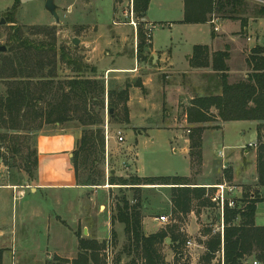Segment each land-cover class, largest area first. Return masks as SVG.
Here are the masks:
<instances>
[{
	"label": "rangeland",
	"instance_id": "rangeland-1",
	"mask_svg": "<svg viewBox=\"0 0 264 264\" xmlns=\"http://www.w3.org/2000/svg\"><path fill=\"white\" fill-rule=\"evenodd\" d=\"M45 1L46 0H0V46L6 47L5 52H0V64L4 56L11 55V45H14L15 41L10 39L13 37L12 35L17 32V29H19L21 31L20 35L23 38L29 39L35 47V49L32 48L33 58L30 63L27 64L29 66L27 68L28 72L32 73L26 77L20 78L23 83H25V86H28L29 90L34 94H36L37 89L44 86L43 82L47 81V79H52L54 82L53 88H58L72 77L80 75L92 76L90 72L80 74L74 72V66L67 62L69 59L74 60L76 63L85 64V57H87V55L93 56L94 54H99V58H93L96 60L92 59L90 62L98 64L103 61L102 66L104 68L112 66L121 56H125L127 61L137 57L139 63L144 62L142 70L140 69L135 74L138 77L144 75L141 79L137 77L131 80H126V77L120 78V85L122 87L126 85L130 86V88H128V100L131 98L132 104L130 108H128L126 104L128 109V122H126L124 118L121 106L117 109L118 120L116 122H109L110 114L105 106L100 110L96 107V111H99L103 120L100 129L103 130L104 135V156L103 158H101L102 155L98 157V164L95 167L88 161L85 163L86 167L81 163L78 168V182H84L87 179H95V181L104 185H96L89 188L88 194L83 199V223L80 222L77 226H73L72 231L78 240L84 237L87 239H94L101 244L103 249H101L99 253V259L101 264H106L107 260L104 248L106 247L107 241L112 242V236L109 232L106 217L110 211L113 213L116 212V203L120 200L121 193L126 195L131 204L134 203L133 198L135 195H139L142 203L147 202L150 207L152 206L148 210V214L153 212V214H157L154 215L156 218L161 215H167V211L165 207H163V195L155 192L146 196L147 199H144L141 194V189L132 187L126 188L125 186L121 187V189L118 187H109L111 186L108 182L109 177L115 175L117 178L129 179L130 177H140L138 174L144 177L190 176L191 178L189 180L193 181L195 179L194 174L196 173V166L199 162L195 154L197 150H193L194 155H192L190 159V175L187 156L181 150V147L187 142L190 145V135L192 134V132L188 131H192V125L185 122V108L190 101V93L186 87V89L182 88V93L177 92L178 90L176 87H172L173 98L169 99V102H167L163 108L160 107V103L168 99V93L165 94L163 92L166 85L175 86L177 82L181 80H183L186 85L203 83V87L209 83L211 85L215 83V79L212 77L213 71L210 68L198 69L200 71H208L207 73L197 70L194 71L193 75L190 74L193 79L187 78L188 74H184V77L181 79L178 77L179 73H176L177 71H173L167 67L157 70V61L153 65L149 52L148 54H146L145 51L140 52L138 46L142 42L144 45L149 46L148 40H150V38L147 37V34L150 32L153 47L163 52L168 50L166 48H172L173 60L176 62L177 66L181 68L185 66V53L187 51L190 53L191 47L194 44L210 43V32L206 26L193 27L178 24L176 22L173 23V21L182 18V0H152L148 11V18L151 24H148V26L140 20L142 16L138 12H135V8L137 4L139 5L140 0H54L58 7V22H56L45 10ZM245 1L248 3L249 10L255 7H264V0ZM15 4L16 9L14 8ZM98 5L102 8L100 11L97 10V7H99ZM112 5L114 7L113 20H111ZM252 12L253 11L245 14H224L220 12L213 13L212 15L218 17V19L220 18L219 22L226 21V24H229L231 28L239 24V34L242 39V41L239 40V42L242 44L241 48L244 49V45H247L248 39L247 35L243 32L242 25H246L249 19L254 18ZM131 18L136 22V29L130 24L121 26L123 23H129ZM159 18L163 21H158ZM261 19L264 20V18ZM99 20L104 23L100 27L96 25L95 28L92 27V34H85L82 36L84 29L81 28L83 26H81L80 23H87L91 27L93 24H98ZM1 21H4V24H1ZM164 22L171 24V26H164V24H162ZM88 25L85 27L86 29ZM255 29L256 30H253V33L251 32L250 34L252 40L250 44L248 43V48L244 49L246 50L244 56H241L239 53L234 54L233 58L230 60L229 66L227 65L228 71L232 67L238 71L232 74L227 73L230 83L243 80L251 73V69L247 64V58L251 53L250 51L264 45V22ZM254 32H257L259 35V40L258 38L257 40H253ZM218 34L225 35L221 32ZM75 37L79 40L80 38L83 40L85 39L84 42L86 44L80 46V40V43L75 46L72 41ZM62 54L65 55L64 59L62 58ZM48 61H50V63H47ZM127 61L125 62L127 63ZM128 64L133 65L134 59H131ZM27 69L24 67V74H26L25 72H27ZM47 72H50L52 76L45 77ZM148 75H151L153 80L152 83L145 88L141 80H144L145 76ZM137 81L140 82L141 87L135 86ZM8 88L9 84L7 80L0 78V98L5 97ZM167 89H169V87H167ZM205 92L206 91L203 89L193 94L194 96H199L205 94ZM48 100H50V96L38 104L36 111H44L47 108ZM145 101H148V107L145 106ZM156 106H158V108H155ZM130 112L132 113L133 121L129 120ZM22 121L23 123L27 122L25 117L22 118ZM34 121L37 122L39 119H31L32 124L35 123ZM219 122L220 121L217 120L207 124V130H209L207 132L208 136L218 135V129L215 128ZM261 127L264 129V124ZM155 128L168 129L169 131ZM85 129L95 128H84L77 122H70L63 125L45 124L40 130H11L3 128L0 124V187L11 184L12 179L15 180L16 183L20 182L21 184L29 185L33 182L36 178L37 170V168H34L33 158L35 156L34 151H36L37 155V140L39 135H53L66 132H74L81 135V132ZM240 129L245 131L244 135H241ZM119 130L125 138L124 142L121 143L117 141L116 132ZM254 134L255 129L249 123H228L224 128V145L234 147L254 143ZM174 135L177 136L176 141H173V145H170V141L173 140ZM77 143L78 140L75 143V148L77 147ZM263 145L264 143L262 146ZM260 146L261 145L257 143L256 148H248V150L250 152L253 151L257 156L261 151ZM171 148H176V152H172ZM205 157L216 158L215 154L211 152L206 154ZM71 158L73 159V153ZM201 175L204 180L213 179V177L216 178L217 175L219 177L218 179L222 180V173L221 171L219 172V167L216 164L211 165L209 173H205L204 175L200 174L199 177H201ZM166 190H168L167 194L169 195L170 189L167 188ZM10 198L13 199V196H10ZM3 199L5 200V198ZM12 199L9 208L15 215L19 206L28 202V197L25 199L18 198L16 200L15 196L13 201ZM30 199L31 198H29V200ZM32 199L37 201L38 207L40 210L42 209L43 213H56V211H52L54 206L52 207L51 202L45 196H32ZM107 200L109 202L108 204L106 203ZM106 205H109V207ZM261 207L262 206L258 207V211H261ZM2 209L3 206H1L0 203V210ZM60 214L67 216L66 210H61ZM167 216L168 221L157 226L158 232H166L168 227L172 225L173 221L171 222L170 215ZM261 219L262 218L259 217V220ZM175 220L177 225L183 224L180 223L176 217ZM205 221V215L199 219L203 230L206 225ZM45 222L40 225V229L43 231L47 224V222ZM7 226L10 231H8L9 236H11V231L14 230V224L11 226L7 224ZM84 227L89 229V233H87L86 236L82 234ZM116 229V237L113 240L114 245L112 250L113 261L119 258L122 264L129 263L130 257H127L122 252V249L127 244L126 237L118 226ZM181 235L184 237L183 245L176 253H181L184 256L182 261H179V264H191V262L187 261V258L193 260V258L200 253L197 251L203 250V242L213 238L212 236L202 238L201 235ZM40 239L42 240L40 245H45L46 236L43 235ZM187 241H191L192 245L188 246ZM199 241L202 242V245H199ZM7 246V244L1 245V247ZM164 248L165 247L160 250V252L162 251L161 255L163 257H167L168 255L171 258L172 252ZM3 251L5 253L4 255ZM77 251L79 250H72V252ZM0 252L1 259H3V261H0V264H47L50 262L47 261V257L50 256L52 259L56 255L53 253V250L48 249L41 252H34L32 250L26 251V255L22 254L21 251L11 248H4V250ZM75 256L76 254H73L72 258ZM175 258L177 257L175 256L174 259ZM252 260V258H249L248 261H245V264H250L253 262ZM192 264H196L195 261H192Z\"/></svg>",
	"mask_w": 264,
	"mask_h": 264
},
{
	"label": "trees",
	"instance_id": "trees-1",
	"mask_svg": "<svg viewBox=\"0 0 264 264\" xmlns=\"http://www.w3.org/2000/svg\"><path fill=\"white\" fill-rule=\"evenodd\" d=\"M17 4V3H16ZM16 4L14 8L16 9ZM149 0H140L135 12L140 15L147 10ZM245 0H185V12L183 23L198 24L208 21V15L213 13H234L245 14L253 11V17L264 18V7L248 8ZM13 22V21H11ZM246 25L243 24L242 28ZM20 30L12 35L10 40L15 41L11 45V55L4 56L0 64V78L6 79L9 88L4 98H0V124L3 128L11 130H40L45 124L63 125L70 122H77L81 127L95 129H85L81 132L77 147L73 152V167L78 180V168L82 163L86 167V162L90 161L92 166H97L98 157L104 156V135L100 126L103 124L102 117L96 107L108 111L109 122L118 120L117 109L121 106L123 115L128 122V88L122 87L115 81L105 82L102 78L94 77L96 70L94 67L76 63L69 59V64L74 66V72H90V76H76L68 79L60 87L53 88L52 79L43 82L44 86L37 89L36 94L25 86L21 77H26L32 72H28V63L32 60L33 44L27 38L20 35ZM148 48L144 43H140V52ZM62 58L65 55L62 54ZM229 59L228 48L223 51L210 52L207 46L196 45L189 58V66L192 69L210 68L213 71L212 77L215 83L205 89V94L196 96L190 101L186 109V121L192 125L190 135L189 157L197 151L196 158L201 160L202 134L208 129L207 124L219 120L229 121H254L258 122L257 130L264 124V48L256 47L247 58V64L251 69L245 79L230 83L228 81ZM47 63H50L48 61ZM76 65V66H75ZM24 67L27 72L24 74ZM47 72L45 77H51ZM208 77V76H207ZM137 87H141L140 82H136ZM48 96L47 108L37 112L36 107ZM26 109V110H25ZM25 110V111H23ZM23 111V112H22ZM215 112V113H214ZM29 113V114H28ZM27 122L23 123L22 118ZM37 118L39 121L32 124L31 119ZM36 124V125H35ZM215 129H219L217 125ZM263 144V143H262ZM260 144L261 151L257 155V174L259 185H264V145ZM33 165L37 168V155L34 151ZM198 162V163H199ZM110 185L131 186L140 189L142 185H170L172 216L185 217L193 210V202L198 205L209 204L211 194L205 193L204 188L196 187L191 181L183 177H130L129 179L117 178L111 175L108 180ZM11 183H16L11 180ZM84 186L104 185L87 179L79 182ZM205 198V199H203ZM131 204L125 194L121 193L120 200L116 203V212L111 216V224L116 222L123 225V234L127 244L122 252L130 257L129 263L125 264H166L161 255V246L167 238V232H158L146 235L142 229L143 203L139 195L133 198ZM209 202H208V201ZM264 202L256 196L248 195L241 200L234 209L225 208L223 215V264H245L249 257H253L259 264H264V227L255 226L256 204ZM214 204V203H213ZM215 205V204H214ZM177 219H182L177 216ZM238 220V223L235 221ZM112 242L116 235L111 233ZM184 237L176 236L172 241H179L174 248L183 245ZM114 245V242L112 243ZM221 245L220 237L208 242V251L213 253ZM102 245L94 239L80 238L78 242L77 257L71 261L53 258L47 264H101L99 253ZM177 255L179 253H176ZM211 254L206 255V260L211 258ZM1 261V252H0ZM122 264L119 258L115 261Z\"/></svg>",
	"mask_w": 264,
	"mask_h": 264
},
{
	"label": "crops",
	"instance_id": "crops-1",
	"mask_svg": "<svg viewBox=\"0 0 264 264\" xmlns=\"http://www.w3.org/2000/svg\"><path fill=\"white\" fill-rule=\"evenodd\" d=\"M152 0H149V4L147 7V10L142 13V18L140 19L143 23H145L146 26L148 24H151L150 19L148 18V11L150 9ZM99 6V5H98ZM182 8H183V15L182 18L176 21H173L178 24H184L187 26H193V27H199V26H206L209 29V37H210V43L209 44H194L191 47L190 53L187 51L185 53V66H182L179 68L176 64V62L173 60L172 56V48H166L168 49L166 52L157 50L153 47L152 42V36L150 35L149 40V46L145 49V53L148 54L152 58V64L153 62V55L157 56V59L155 60L157 70H160L162 68H170L173 71H177L178 77L182 79L184 77V74H188L187 78H192L191 75H193L194 71H200L198 69H192L189 66V58L192 55L193 47L196 45L201 46H207L210 50V52H216V51H223L228 48L229 52V59L227 60V65L229 66L231 58H233L234 54H241V56L246 53L244 49H247L252 37L251 32L256 30L255 28L261 25V23L264 22L261 18H251L247 22L246 26L243 28V32L245 35H247V45H244L245 48H241L242 44H240L239 40L242 41L240 33V27L238 25H234L233 28L230 27L229 24H226V21L219 22L220 18L213 16L212 14L208 15V21L205 23H198V24H185L183 23L184 19V12H185V0H182ZM102 8L99 6L97 7V10H101ZM114 17V7L112 5V18ZM158 21H163L161 18L158 19ZM104 22H98V24H93L91 27L87 23H80L83 32V35H89L92 34V27L95 28L96 26L100 27ZM129 23H123L121 26H126ZM164 26H171V24H168L167 22L162 23ZM88 25L87 29L85 28ZM96 25V26H95ZM217 30L215 31V29ZM149 29V28H148ZM131 30V29H130ZM149 31V30H148ZM224 33L225 35H219L218 33ZM243 33V34H244ZM253 33V32H252ZM259 40V35L257 32H254V38L253 40ZM77 39L81 45H85L84 42L85 39L80 40ZM72 40V41H73ZM249 43V44H248ZM222 44V45H221ZM76 46V45H75ZM262 48H264V45H262ZM249 50V49H248ZM251 52V51H250ZM89 53V52H88ZM87 53V54H88ZM251 54V53H250ZM249 54V55H250ZM99 54H94L93 56L87 55L85 57V64L90 67H94L96 70L95 76L97 78L104 79L105 82L107 81H115L118 85H120V78L126 77V80H131L132 78L137 77L138 79L142 78L141 75L138 77L135 75L140 69L144 67V62H138L137 57L131 58L134 59V64L129 65L128 62L131 60H128L125 58V56H121L117 61L113 63L112 66H109L108 68H104L102 66L103 61L100 63H91L93 58H99ZM247 58V57H246ZM96 60V59H93ZM127 61V63L125 61ZM161 65V66H159ZM200 72L207 73L208 71L201 70ZM238 72L233 67L229 69L227 73H236ZM130 73V74H129ZM129 74V75H126ZM191 74V75H190ZM90 76L91 78L93 77ZM193 79V78H192ZM153 78H151V75L145 76L144 80H141V83L145 88H147L148 85L152 83ZM140 81V80H138ZM128 82V81H127ZM176 84V83H174ZM194 84V83H193ZM121 86V85H120ZM208 85H204L203 83L196 85H186L183 80L177 82L175 86L166 85L164 87V93H168L167 97L168 99L161 101L160 107L163 108L169 102V99H172V87H176L178 90L177 92H183V89L186 87L187 90L190 93L189 100L191 101L194 97L193 93H196V91H201L207 89ZM169 87V89H167ZM183 88V89H182ZM185 88V89H186ZM187 91V93H188ZM176 92V94H177ZM200 96V95H199ZM127 102L128 108H130L132 101L131 98H129ZM190 101L187 104V107L190 105ZM145 106L148 107V101H145ZM181 104V103H180ZM187 107L185 109H187ZM155 108H158L156 106ZM167 116V113H166ZM185 116H186V110H185ZM168 118V116H167ZM129 120L133 121L132 113H129ZM147 120V119H146ZM185 122L186 119H185ZM228 123H249L252 125L255 129L254 134V143L255 144H262L264 143V129L261 127L260 130H257L259 124L258 122L254 121H229V122H219L217 125L219 126L218 135H211L208 136V131L205 130L202 134V146H201V160L196 166V173L195 179L191 181L192 184H196L194 186L204 188L205 193L212 194L214 193V189L212 188L214 185L222 184V183H229V185H232L236 187L235 196L238 200V204L241 202L243 198H245L248 195L256 196L257 198L264 200V185H259L258 183V174H257V156L253 151H249L248 145H239V146H226L224 145V128L225 125ZM152 129V128H151ZM158 130H167L168 129H162V128H155ZM172 132V131H171ZM140 133V132H139ZM241 135L245 134V131L240 129ZM80 134L74 133V132H66V133H56V134H50V135H39L37 140V170H36V178L31 182V184H21L20 182L17 183H11L5 186L0 187V203L1 206H3V209L0 210V251L4 250V248H11L13 250L21 251L22 254L26 255V251H34V252H41L48 250H53V253L56 254L53 258L58 257L65 260H73L77 257V252H72V250H77L78 248V242L79 240L75 237L72 229L73 226H77L80 222H82V214H83V199L89 192V188L91 186H84L81 185L76 177L75 170L73 167L72 162V153L75 150V143L80 138ZM177 136L174 135L173 140L170 141V145H173V141H176ZM222 145V146H221ZM221 146V147H220ZM172 152H176V148H171ZM181 150L183 153L187 156V161L189 165V175L191 172V163H190V157H189V144L188 142L181 147ZM211 152L214 153L216 158H206V154ZM223 155V157H221ZM249 156V157H248ZM249 158V159H248ZM218 165L219 172L222 173V180L218 179V175L216 178L213 177V179H207L204 180V178L201 177L200 174L209 173V170L211 168V165ZM138 171V170H137ZM140 178H149L144 177L138 174ZM154 177H163V176H154ZM164 177H172V176H164ZM173 177H179V176H173ZM183 178L190 179V176H181ZM93 187V186H92ZM109 187H118L121 189L123 186L119 185H111ZM131 187V186H125ZM170 189L171 192V186L170 185H142L140 186L141 194L143 198L145 199L146 196H149L152 193L158 192L159 194L164 196V206L167 215H170L171 222L173 221L172 225L168 227L166 230L168 236L166 239H169V242L165 243L163 247H165V250L171 251L172 256L171 258L167 255V257L164 258L165 263L167 264H179V261L183 259V254L179 253L176 254V251L179 248H174V245H178L179 241H172V239H175L176 236L179 234H186L188 236L195 235L199 236L201 235L202 238H207L208 236H212L209 241L212 239H217L220 237L221 245L217 248V250L213 253L208 251L207 244L209 241L203 242V250L197 251L200 252L195 258L190 259L187 258V261H192L196 264H223V229L221 234V217L219 216V209L216 205H214L212 202H209V204L206 205H198L197 201L193 202V210L187 214L185 217L180 216L181 219H178L180 223L177 225L176 220L173 219L172 216V203H171V197L170 194L168 195V190ZM160 189V190H159ZM250 189V190H248ZM12 191V192H11ZM249 192V193H248ZM166 193V194H165ZM146 194V195H145ZM37 195L45 196L52 204V207L54 206V209L52 211H56V213H43L42 209L40 210L37 204L36 200L32 199L33 197H36ZM10 196H13V199L10 198ZM18 198L25 199L28 197V202L23 203L19 206L17 212L14 213L10 211L9 204L12 199V201ZM104 197V196H103ZM5 198V200L3 199ZM29 198H31L29 200ZM105 198V197H104ZM147 199V198H146ZM205 199V198H203ZM108 204V200L106 201ZM109 207V205H106ZM262 206L261 211H258V207ZM152 207V206H151ZM149 204L143 203V209L141 211L142 214V229L143 232L148 236L151 234H155L158 232V227L162 225L160 223L159 218L164 216L168 217L167 215H161L156 218L157 214H153V212L148 214V210L151 208ZM61 210H66V215L64 216L60 214ZM113 215V212H109L106 219L108 221V228L109 232H114L116 235V227L118 226L121 231L123 232V225L116 222L115 225L111 224V216ZM206 216V225L203 227L199 222V219L203 216ZM259 217L262 219L259 220ZM188 218V220H187ZM47 222V224L44 227V231L40 229V225H42L43 222ZM70 221V222H69ZM223 221V220H222ZM45 222V223H46ZM239 221L236 220L235 223H238ZM83 223V222H82ZM14 224V230L11 231V236H9V227ZM255 226L256 227H264V202H258L256 204V213H255ZM116 230H115V229ZM113 229V230H111ZM9 231V232H8ZM98 231V227H97ZM96 231V233H97ZM89 233V229L87 227L83 228V236H86V234ZM43 235L46 236V242L45 245H40L42 240L40 239ZM84 238V237H83ZM98 239V236H97ZM199 245H202V242H198ZM7 244V247H1V245ZM182 246V245H181ZM161 247V249H163ZM164 251V250H163ZM162 252V251H161ZM206 252V254H205ZM211 254V258L206 260V255ZM3 251V255H4ZM76 254L74 258H72V255ZM177 257L174 259V257ZM4 257V256H3ZM52 258V259H53ZM252 261H256L253 257ZM246 261H248V259ZM51 257H47V261L52 260ZM176 260V261H175ZM3 261V259H1ZM252 264V262L250 263ZM259 264V263H258Z\"/></svg>",
	"mask_w": 264,
	"mask_h": 264
},
{
	"label": "built area",
	"instance_id": "built-area-1",
	"mask_svg": "<svg viewBox=\"0 0 264 264\" xmlns=\"http://www.w3.org/2000/svg\"><path fill=\"white\" fill-rule=\"evenodd\" d=\"M129 24L133 26L136 29V22L131 18ZM217 30V28L215 29ZM147 37L150 38L149 33L147 34ZM149 41V40H148ZM117 134V141L118 142H124V136L122 135V132L119 130L116 132ZM249 147L256 148L257 144H249ZM223 157V155H221ZM215 191L212 193L209 198L212 203H214L218 209H219V216L221 217V234H222V229H223V215H224V210L225 208L228 209H234L237 206V198L235 196L236 192V187L222 183V184H217L212 187ZM160 223L164 224L168 221L167 217H160L159 218ZM187 245L190 246L192 245L191 241H187ZM113 244L111 241H107L106 247L104 248V252L106 254V264H117L115 261H113ZM252 264H258L257 261H253Z\"/></svg>",
	"mask_w": 264,
	"mask_h": 264
},
{
	"label": "water",
	"instance_id": "water-1",
	"mask_svg": "<svg viewBox=\"0 0 264 264\" xmlns=\"http://www.w3.org/2000/svg\"><path fill=\"white\" fill-rule=\"evenodd\" d=\"M44 8L54 18V20L56 22L59 21V16H58V13H57L58 7L55 4L54 0H46L45 4H44ZM1 24H4V21H1ZM73 44L77 46L79 44V41L77 39H74L73 40ZM5 51H6V47L0 46V52L3 53ZM156 59H157V56L153 55V62L154 63H155ZM112 112H113V110L109 111V113H112ZM168 242H169V239H166V243H168Z\"/></svg>",
	"mask_w": 264,
	"mask_h": 264
}]
</instances>
